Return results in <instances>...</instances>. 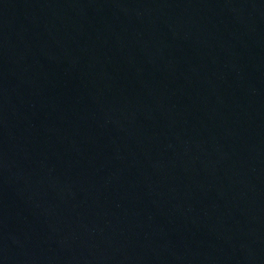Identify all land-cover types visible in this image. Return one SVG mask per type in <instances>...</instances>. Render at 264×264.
Returning <instances> with one entry per match:
<instances>
[{"label": "water", "instance_id": "95a60500", "mask_svg": "<svg viewBox=\"0 0 264 264\" xmlns=\"http://www.w3.org/2000/svg\"><path fill=\"white\" fill-rule=\"evenodd\" d=\"M0 264H264V0H0Z\"/></svg>", "mask_w": 264, "mask_h": 264}]
</instances>
